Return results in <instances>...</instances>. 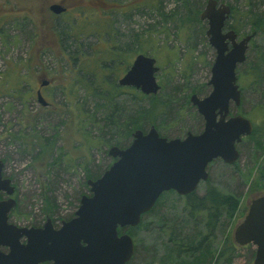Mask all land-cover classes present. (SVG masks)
Listing matches in <instances>:
<instances>
[{"label": "rangeland", "instance_id": "1", "mask_svg": "<svg viewBox=\"0 0 264 264\" xmlns=\"http://www.w3.org/2000/svg\"><path fill=\"white\" fill-rule=\"evenodd\" d=\"M53 1L0 0V159L5 163L3 174L16 187L12 197L17 204L10 214L21 222H42L47 215L55 220L71 218L80 197L89 194L85 175L102 174L112 164L109 147L127 146L132 136L125 129L126 122L140 107L150 106L151 95L140 99L125 87L114 98L117 109L113 111L101 90H97L101 97L87 91L89 77L82 79L80 72L88 73L104 94L112 86L109 78L121 75L137 54L133 50L139 48L154 57L159 67L155 76L161 84L154 95L168 103L157 130L170 138L202 130L203 119L189 97L193 89L201 97L211 90L208 81L215 51L205 34L207 23L201 20L181 28L180 18L187 14L184 0H158L157 8L146 5L152 0H64L74 7L65 21V33L72 37L55 29H65L66 24L55 20L48 9ZM189 1L190 8L193 4L203 9L206 3ZM220 2L237 9L227 23L237 21L241 36L251 30V12L264 14V0ZM161 13H174V17L164 21ZM105 31L110 35L103 37ZM195 53L199 57L193 60ZM246 57L236 69L241 103H231L230 110L247 117L255 134L237 144L235 163H212L208 180L200 182L195 191L201 196L208 186H214L240 196L232 221L222 218L208 235L206 241L213 249L227 235L233 241L234 229L247 213L250 200L264 194V33H257L249 43ZM190 58L192 64L187 68ZM253 64L260 65L259 85L252 84L247 75ZM38 77L51 82L46 92L52 107L43 108L36 102L33 88L40 82ZM110 114L112 119L107 120ZM143 125L146 131L153 124L145 120ZM185 198L174 191L158 199L155 210L134 231L130 264H172L171 234L173 239L181 238V243L197 239L198 233L206 234L204 214L189 217ZM251 250L252 245L238 246L230 264H252Z\"/></svg>", "mask_w": 264, "mask_h": 264}, {"label": "water", "instance_id": "2", "mask_svg": "<svg viewBox=\"0 0 264 264\" xmlns=\"http://www.w3.org/2000/svg\"><path fill=\"white\" fill-rule=\"evenodd\" d=\"M50 10L59 14L65 8L52 4ZM230 13V5L217 0H206L200 13L207 23L208 44L215 51L210 92L202 97L193 93L189 98L203 119L202 131L170 138L150 125L146 131L134 130L127 146L111 145L107 153L114 161L99 177L86 180L89 194L80 197L73 217L62 220L58 229L50 217L40 228L9 224L8 213L16 200L0 198V264H127L135 244L124 229L136 227L162 193L195 192L200 182L208 180L206 168L213 159L227 164L237 161V144L252 133L253 124L241 114H231L230 105L241 103L236 69L245 62L255 32L239 37L227 25ZM158 70L154 57L137 54L118 84L154 95L161 89L155 76ZM36 100L48 104L39 91ZM4 164L0 159V192L10 196L14 186L3 176ZM23 237L25 243L20 241ZM233 241L238 246L252 245V264H264V194L250 200Z\"/></svg>", "mask_w": 264, "mask_h": 264}, {"label": "trees", "instance_id": "3", "mask_svg": "<svg viewBox=\"0 0 264 264\" xmlns=\"http://www.w3.org/2000/svg\"><path fill=\"white\" fill-rule=\"evenodd\" d=\"M217 1H223V0H217ZM157 2L158 0H152L150 3L146 4L149 5L153 8H157ZM190 1L189 0H184V5L187 9V14L183 17L180 18L179 26L181 28L185 27L189 23L195 24V23H201L200 19V13L202 9L200 7H197L192 4L191 8L189 7ZM249 12V11H248ZM238 13L237 9L234 6H231V13L229 15V18L232 16L236 15ZM250 13V12H249ZM174 13L170 14H163L161 13V16L164 21H167L169 18H173ZM251 17V30L249 31L250 34L252 32H255V35L252 37L251 41L253 38L257 35V33L262 32L264 33V14L263 13H257V12H251L250 13ZM72 23V22H71ZM228 25V23H227ZM229 28L233 29L238 36H241V27L238 25L237 21L235 23H230L228 25ZM57 29V28H56ZM189 30V28H186ZM66 30H68V25L65 27V29H62V33L66 34ZM186 32V31H185ZM187 33V32H186ZM110 35V31H105L103 34V37L105 35ZM71 36V35H69ZM92 36V35H91ZM96 37V35H94ZM242 37V36H241ZM139 36H137L135 41H138ZM152 38V37H150ZM145 41V40H144ZM249 42V43H250ZM115 45V44H114ZM116 47V45H115ZM129 49V48H127ZM116 51H118L117 48H115ZM115 51V52H116ZM121 55L124 53V51L119 50ZM134 53H139V52H144L140 50L139 48H136L133 50ZM150 56V55H148ZM193 60L194 58H198L199 54H192ZM247 58V57H246ZM130 64V63H129ZM127 64V67L128 65ZM192 64V60L187 62L186 67L190 68ZM260 65L259 64H253L252 66L249 67L247 75L249 76L250 82L252 84H260V79H261V71L259 70ZM82 79L89 77V81L87 82L86 80V88L88 89L87 91L91 93V95L94 96H102L103 99L107 102V105L111 106L113 111H116L117 105L114 102V98L124 92L123 88L117 84V77L114 76L109 78L110 82L109 84L112 85L110 90L107 92H104L100 88L99 85H96L94 80H92L91 76H88V73H81ZM240 75H238V78ZM81 81V78L79 79ZM4 84V83H3ZM97 90H101L99 94L97 93ZM241 90V89H240ZM128 92H132L135 97H138L140 99L145 98L147 95L141 93L140 91H134L132 89L126 90ZM198 90L193 89L191 92L192 94L194 92H197ZM198 93V92H197ZM196 94V93H195ZM189 95V94H188ZM242 96V94H241ZM190 98V97H189ZM190 101V100H189ZM149 102L150 106L148 107H140L139 110L137 111L135 117H130V122H126V131L129 135L132 134V132L136 129H144L143 122L145 120H149V122L153 125L156 126V129L161 126V122L164 118V110L165 108L168 107V103L166 100H159L156 98V95H151L149 97ZM106 106V105H105ZM109 106V107H110ZM111 114L107 116V120H111ZM157 117H159V121H157ZM162 118V119H160ZM157 121V122H156ZM120 125V124H119ZM161 134V133H160ZM255 134V129H253L252 133L246 137L251 138L252 135ZM162 135V134H161ZM242 142V141H241ZM118 144V143H116ZM109 167V166H108ZM107 167V168H108ZM101 174L97 176H93L91 174H86L85 177L87 179H95L99 177ZM168 192H174L173 190L166 191ZM164 193L160 195V197H163ZM160 197L158 199H160ZM159 202V200H157ZM156 201L154 207L149 210L147 213H145L142 218L140 223L136 227H127L124 229V231L128 232L132 238L134 237V231L137 229V227L141 226L144 222V218L146 215L150 214L155 210L156 205L158 204ZM185 208L188 211V216L189 217H194L197 213L199 214H204L203 216L205 217V223L204 227L206 228V234L201 236V233H198L197 239L190 241L189 243H181V238H176L173 239L171 236L169 237V242L171 244V249L170 253L173 254L172 256V264H219V262H222V264H230L232 260L234 259V255H236V251L238 250V245H236L227 235V237L223 240V244L216 248H211V245L209 242H207V237L211 233V230L213 231L214 228L218 225V223L221 221L222 218L226 219L228 222L232 221L234 218L236 211L238 210V207L240 205V196L238 194H233L230 192L224 193L220 192L216 187L214 186H208L206 191L204 192L203 195L197 196L196 192H192L188 195H186L185 198ZM48 208H50L52 205L47 202ZM50 206V207H49ZM213 228V229H212ZM123 229H119V232H122ZM174 234V233H173ZM178 237V236H177ZM187 242V241H186ZM248 246V245H246ZM254 256V251L251 250L250 252V258ZM131 261V260H130ZM130 261L127 264H130Z\"/></svg>", "mask_w": 264, "mask_h": 264}, {"label": "flooded vegetation", "instance_id": "4", "mask_svg": "<svg viewBox=\"0 0 264 264\" xmlns=\"http://www.w3.org/2000/svg\"><path fill=\"white\" fill-rule=\"evenodd\" d=\"M52 4H59V5H61L63 8H65V10L64 11H62L61 13H59V14H55V13H53L51 10H50V6L52 5ZM76 6V5H75ZM82 6V5H81ZM48 9L50 10V12L54 15V18H55V20H56V18H58V19H60L61 21H63L64 23H65V21H66V18L68 17V16H70L71 14H73V10H74V7L72 8V7H69L68 6V4L64 1V0H59V1H53L52 3H50L49 5H48ZM66 24V23H65ZM67 26V24L65 25V27ZM54 27V26H53ZM55 28V27H54ZM56 29V28H55ZM56 30H59L60 31V33L62 34V29H59V28H57ZM66 36H69V34H66ZM70 37H72V36H70ZM60 43H61V41H60ZM117 48V47H116ZM144 54V53H142V52H139V53H137V54ZM137 54H135V56L137 55ZM146 55V54H145ZM63 56V55H62ZM68 56H71V55H68ZM134 56V57H135ZM44 56H42V58H43ZM37 58H39L40 60H41V57H37ZM134 59V58H133ZM133 59L131 60V62L133 61ZM39 60V61H40ZM43 61H44V59H43ZM131 62H130V64H131ZM40 63V62H39ZM129 64V65H130ZM129 65H128V67H129ZM128 67H126V69H125V71L121 74V75H119L118 77H117V84H118V79L126 72V70L128 69ZM113 78H114V76H112ZM38 79H40V82H38L37 84H36V86L33 88V90H34V94H35V99H36V94H37V91H39L40 93H41V95L43 96V98L46 100V102L48 103L47 105H45V106H43V105H41L37 100H36V102L39 104V106H41V107H43V108H49V107H52L53 106V103L50 101V99L48 98V94H47V90L49 91V90H51L50 88H51V82L48 80V79H42L41 77H38ZM42 83H45V84H42ZM160 84V83H159ZM119 85V84H118ZM160 86H161V84H160ZM122 88H123V90H124V88L126 87V88H128V89H132V90H136L135 88H133V87H130V86H121ZM125 91V90H124ZM203 129V128H202ZM202 131V130H201ZM201 131H199V132H201ZM198 132V133H199ZM184 137V136H183ZM183 137H181V138H183ZM216 161H222L224 164H227L226 162H224L221 158H215V159H213L209 164H208V166H207V168H206V170L207 171H209V166L212 164V163H214V162H216ZM209 173V172H208ZM3 176L4 177H6L4 174H3ZM11 182H12V180H11ZM12 185L14 186V184H13V182H12ZM16 192V187L14 186V192H13V194ZM12 194V195H13ZM12 195H10V196H7L4 192H0V198L1 199H6V198H8V197H12ZM188 195V194H187ZM181 196H185L186 197V195H181ZM13 198V197H12ZM15 199V198H14ZM16 200V199H15ZM16 204H17V200H16ZM15 207H16V205L12 208V209H15ZM11 209V210H12ZM11 210H10V212H11ZM10 212L8 213V223L9 224H14V225H16V226H18V227H26V228H40V227H42L43 226V224H44V222L46 221V218L47 217H50V216H45V218H44V221H39V222H24V221H22L21 222V220L20 219H17V218H14V219H12V217H11V214H10ZM73 217V216H72ZM71 217V218H72ZM50 219H51V224H52V226H53V228L54 229H58L60 226H61V222H62V220H68V218H66V219H54L53 217H50ZM70 219V218H69ZM22 243H25L26 242V238L25 237H23V238H21V240H20ZM1 250L4 252V253H7L8 252V248L7 247H2L1 248ZM41 264H52L51 262H44V263H41Z\"/></svg>", "mask_w": 264, "mask_h": 264}]
</instances>
